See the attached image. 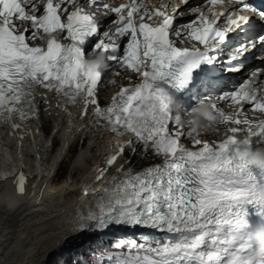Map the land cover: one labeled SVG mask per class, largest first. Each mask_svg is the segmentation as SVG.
Wrapping results in <instances>:
<instances>
[{
    "label": "snow or ice",
    "instance_id": "obj_1",
    "mask_svg": "<svg viewBox=\"0 0 264 264\" xmlns=\"http://www.w3.org/2000/svg\"><path fill=\"white\" fill-rule=\"evenodd\" d=\"M86 2L101 11H86L83 0H0V123L17 129V116L25 122L37 115L39 86L64 104L82 99L81 116L89 105L95 106L94 122H105L104 130L117 136L131 134L107 158L108 165L128 148L133 155L145 148L165 157L140 173H125L100 215L91 219L98 230L147 227L175 239L157 241L143 256L131 253L116 264H264V149L252 147L253 137L259 138L257 143L264 140V119L245 114V105L264 113V89L256 80L264 69L216 97L230 102L233 112L215 103L210 105L212 112H204L212 123L236 125L228 127L222 141L210 144L199 139L195 121L185 131L179 111L174 112L183 107L178 98L196 79L195 70L218 62L217 54L229 46V34L252 30L253 18L241 13H255L256 23L264 28V9L250 0H206L207 14L192 7L195 18L177 26L188 0H165L158 6L146 0L115 6L103 0ZM222 18L225 28L219 27ZM108 21L111 27L104 31ZM257 37L264 45V34ZM189 39L203 48L177 46V40L183 44ZM30 41L43 43L33 46ZM89 47L91 59L86 58ZM248 51L249 44L240 43L221 67L241 70L239 61ZM106 61L137 82L120 87L111 103L102 107L98 86L103 71L113 67ZM170 124L177 130L171 131ZM184 137L190 138L192 148L181 142ZM17 190L24 192L22 175ZM249 206L258 218L256 227ZM128 247L145 245L133 242Z\"/></svg>",
    "mask_w": 264,
    "mask_h": 264
},
{
    "label": "bare ground",
    "instance_id": "obj_2",
    "mask_svg": "<svg viewBox=\"0 0 264 264\" xmlns=\"http://www.w3.org/2000/svg\"><path fill=\"white\" fill-rule=\"evenodd\" d=\"M258 66L259 65L254 68H257ZM112 92L113 90L109 91L110 94ZM46 100L47 99H44L41 109L42 112L40 113V117L44 114L42 117L44 123L41 121L42 127L38 132L32 131L27 134L20 133L13 136L12 134H9V132L5 131L3 127H0V264L1 262H6L7 257H18L23 252L22 248L17 243L14 244L12 241H9V239L14 232L17 234L20 232H26L27 225L22 222L19 223L20 228L16 231L14 229V224L4 225L5 221L9 217L14 215L21 216V219L23 222L28 224L30 230L32 229V225L30 223L36 222V236L38 234L42 235V233L46 230L44 233L45 236L49 235L45 240V237H43L42 240L40 237H37L34 240H30L29 246L31 247L33 253V250L39 245V243L43 242L41 246L45 248V251L44 253L39 252L41 254L38 255L39 257L34 263L54 264V262H56L59 258H62L68 250L72 249L74 245L85 242L80 241L81 237L85 235V232L79 233L80 228L83 225L85 226L87 222H90V220H92L91 217L99 216L97 215V212H100L103 208L101 203L97 202L98 200L95 198V194H101V197L99 198V200H101L102 197L109 194V191H105L106 189H111L114 185L117 187L116 183H111L110 181L112 175L116 173V170H110V167L113 165L103 166L106 173L104 170L101 172H90L91 166L96 164L100 159V156L96 155L94 152L100 146L104 149V139L98 135L96 129L90 124V122L94 123V118L92 117L94 112L87 115L86 121H82V119H79L78 115L74 113V110H72L71 114L66 116L68 117V121L71 120L67 125L63 124L62 121H58L54 125V120H58L59 118L61 119L63 115L57 114L54 109H49L47 104H45ZM52 101L57 102V98L51 92V102ZM51 110L52 112L50 113ZM49 125L51 130L54 125L53 131L55 133L52 141H50V137L43 136L41 132L43 127H47ZM78 131L80 132L78 133ZM77 133V140L85 135L87 145L80 149L74 159V174H69L67 178L61 180L59 183L56 182L57 184L54 185L45 177V172H49L54 167H57L56 175H58V167L64 161L65 154L68 156L69 152H71L70 147L65 151V153L62 149L68 144L72 137H75ZM29 138H32V144H27ZM46 139H49V145L50 143H53L57 144L58 147L57 150L51 151L50 155H48L49 145L48 143L45 145L43 141ZM15 143L17 145H12ZM24 155H26V157ZM153 155L158 158L154 153ZM16 160L25 161L28 163L29 167H33L34 163L39 165V169L33 172L27 171L26 173L24 172L21 174L23 176V193H20L17 190V180L21 175H15V173L13 175L11 174V169L17 165ZM60 160L61 162H58ZM91 163L94 164L91 165ZM138 163L139 161L136 162L135 165H132V167H138ZM151 166L153 165H150L149 167ZM121 168L124 169V167ZM144 169L146 168H142L140 171L142 172ZM90 175L92 176L85 179V176L88 177ZM97 176H100L99 180L96 179ZM77 177L79 178L76 179ZM105 180L108 185H106L104 190L97 191L96 188L104 184L103 182ZM2 190H6L7 194H4ZM10 191H12V193H10ZM52 196L56 198L52 200ZM39 199H45L49 202H54L55 204L43 213L45 216L40 214L41 217L36 216V210L33 207L39 205ZM62 211V229L55 230V227L60 221ZM53 216H55L56 219L51 220ZM45 221L48 222V225H43ZM48 230H51V232H48ZM87 231L89 232L90 230ZM90 234H95V231H92ZM103 234H106V232ZM27 251L28 250H26V252ZM43 255H45L44 259H42Z\"/></svg>",
    "mask_w": 264,
    "mask_h": 264
},
{
    "label": "rangeland",
    "instance_id": "obj_3",
    "mask_svg": "<svg viewBox=\"0 0 264 264\" xmlns=\"http://www.w3.org/2000/svg\"><path fill=\"white\" fill-rule=\"evenodd\" d=\"M110 81H111V79H107V83L105 82V84H107V86H109ZM102 88H104V93H101V94L104 95L106 93V91H107V87L105 86V87H102ZM111 90H112V88L109 87V91H111ZM44 130H45V134H48L49 133L48 130H50V127L47 126L46 129H44ZM77 143L79 144V142H77ZM48 145H49V142H48ZM85 145H87V142H83L82 147L85 146ZM56 146H57V144H56ZM82 147L79 148V149L77 147L74 150H72L71 152H69L70 154H68V157L65 154V159L62 162V163L65 162V165H64L65 167H64V169H62V173L60 175L62 179H58L57 180V183H59L61 180L65 179V178H67L69 176V174H72V173L74 174V166H73L74 165V159L76 158V155L78 154V152L80 151V149H82ZM48 149H49V146H48ZM24 156L26 157V155H24ZM146 156L147 155L142 156L140 158L137 157L135 159L136 161L134 160L135 162H133V165H135V163L138 162V161H139V163L137 164L138 166H142L143 164H145L146 163ZM66 157H67V160H66ZM154 158H155L154 160L157 159L156 157H154ZM62 163L60 164V166L58 167V169L60 167H62V165H63ZM91 164H93V163H91ZM120 168H121V166H119V168H118V166H116V167L115 166H111L110 167V170H116V173H114L112 175V178L110 180L111 183H116L117 182L116 177L117 178L119 177L118 180H121L122 179L123 175L125 174V171H123V170H125V169H123V168L120 169ZM120 171L122 173H124V174H122ZM57 172H58V174L60 173L59 170ZM104 172L106 173L105 169H104ZM78 178L79 177H77L76 179H78ZM105 181L103 182L104 184H102L101 186H99V187L96 188L97 191L104 190V188L106 187V185H108L107 184V181L106 182ZM51 183L54 184V185L57 184V183H54V182H51ZM10 193H12V191H10ZM4 194H6V193H4ZM73 194H75V193H73ZM55 198L56 197H53L52 196V200H54ZM38 204L39 205L36 206V207L33 206L34 209L36 210V216L37 217H41L40 214L45 213L51 206H54L55 205L54 202H49V201H47L45 199H39L38 200ZM54 219H56L55 216H53L51 218V220H54ZM62 220H63V211L61 213L60 221L57 224V226L55 227V230L62 229V227H61ZM21 222L24 223L25 225H27V231L26 232H20L18 234L16 232H14L11 235L9 241H12L14 244L17 243L22 248L23 252L18 257H14V256H10L11 258L10 257H7L6 262H4V263L1 262V264H8V263L9 264H12V263H14V264H29V263L30 264H36L34 262L38 259V257H39L38 255H40L41 253H44V251H45V248H43L41 246V244H43V242L39 243V245L33 250V253H32L31 247L29 246L30 240H34L37 237H40L41 240L43 239V237H45L44 238V240H45L46 237L49 235L48 234L47 236H45V234H44L45 231H46L45 230L44 233H42V235H39L38 234L36 236V233H37V231H36V222H31L30 223L32 225V229H31L32 231H31L29 229V227H28V224L25 223V222H23V220L21 219V216L14 215L12 217H9L5 221L4 225H12V224H14L15 225L14 226V229L16 231H18L19 228H20L19 223H21ZM46 224L48 225V222L45 221L43 223V225H46ZM50 229H52V228H50ZM48 232H51V230H48ZM56 235H58V234H56ZM29 236H30V238H29ZM122 236L125 239L124 241H119V239L111 238V239H108L107 241L104 242L105 244L111 245L113 247V250L117 252V253H112L113 257H120L121 258V257H123L124 253H127V255H129L131 253H137V252L141 256H143L147 252L148 248H150V247H156V244H153V242L155 240V238H153V237L138 236V235H135L133 237H130V236H127V235H121L120 237H122ZM133 242H135L137 245H140V244L145 245L146 250H144V251L138 250L139 247H137V248H129L128 246L131 245ZM117 244H121V247L117 248L116 247ZM91 245H92L91 242H83V243L76 244V245L73 246L72 249L68 250L64 254L63 257H66V256L70 255L71 252L74 253V254H80L82 251H89V250H93L94 251V248ZM97 245H102V244H101V242L98 241L97 242ZM40 249H43V250H40ZM26 250H28V251L26 252ZM0 252H1V250H0ZM37 252L38 253L41 252V253L38 254ZM63 257L62 258H59L56 262H54V264H62ZM44 258H45V255L42 256V259H44ZM112 260H117V259H112ZM27 262H29V263H27ZM87 263L88 264H110V261L109 260H106V257H101L100 256V257H96V258L87 259Z\"/></svg>",
    "mask_w": 264,
    "mask_h": 264
},
{
    "label": "trees",
    "instance_id": "obj_4",
    "mask_svg": "<svg viewBox=\"0 0 264 264\" xmlns=\"http://www.w3.org/2000/svg\"><path fill=\"white\" fill-rule=\"evenodd\" d=\"M64 264H85V262L78 257H70L64 261Z\"/></svg>",
    "mask_w": 264,
    "mask_h": 264
}]
</instances>
